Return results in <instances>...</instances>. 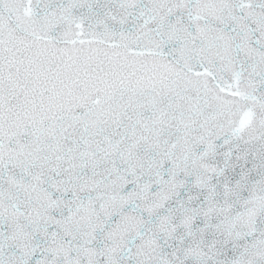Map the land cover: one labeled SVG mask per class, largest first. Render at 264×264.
<instances>
[{
	"label": "snow or ice",
	"instance_id": "snow-or-ice-1",
	"mask_svg": "<svg viewBox=\"0 0 264 264\" xmlns=\"http://www.w3.org/2000/svg\"><path fill=\"white\" fill-rule=\"evenodd\" d=\"M0 264H264V0H0Z\"/></svg>",
	"mask_w": 264,
	"mask_h": 264
}]
</instances>
